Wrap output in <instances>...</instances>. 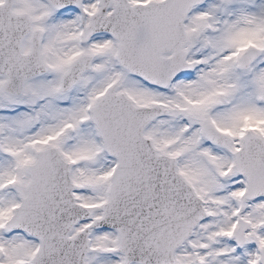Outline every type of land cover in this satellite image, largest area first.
I'll use <instances>...</instances> for the list:
<instances>
[{"label": "snow or ice", "instance_id": "obj_1", "mask_svg": "<svg viewBox=\"0 0 264 264\" xmlns=\"http://www.w3.org/2000/svg\"><path fill=\"white\" fill-rule=\"evenodd\" d=\"M0 264H264V0H0Z\"/></svg>", "mask_w": 264, "mask_h": 264}]
</instances>
